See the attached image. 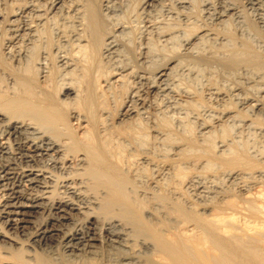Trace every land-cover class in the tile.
<instances>
[{"label": "bare ground", "instance_id": "obj_1", "mask_svg": "<svg viewBox=\"0 0 264 264\" xmlns=\"http://www.w3.org/2000/svg\"><path fill=\"white\" fill-rule=\"evenodd\" d=\"M11 1L0 264H264V0Z\"/></svg>", "mask_w": 264, "mask_h": 264}, {"label": "rangeland", "instance_id": "obj_2", "mask_svg": "<svg viewBox=\"0 0 264 264\" xmlns=\"http://www.w3.org/2000/svg\"><path fill=\"white\" fill-rule=\"evenodd\" d=\"M5 2H1L0 3V10H1V12H4V14H6V15H9L10 13H12L13 11L12 10H14V9H17L18 8V6L21 4V2L22 1H18V2H12L11 0H4ZM143 1L144 0H118V4H119V8L121 7V10H122V12H119L121 15H123V14H126V16H127V13H128V16L126 17V20H129L130 19V13H131V15H137L138 16V14H140V12H141V5H142V3H143ZM241 0H239V2H240ZM12 2V3H11ZM170 2V1H169ZM171 3V2H170ZM14 4V5H13ZM172 4V3H171ZM42 5L43 6H45L44 8L46 9V8H48L49 6H50V2H49V0H46V1H43L42 2ZM201 5H202V3H201ZM200 8H201V6H200ZM4 10V11H3ZM9 10V11H8ZM197 10H199V8H197ZM124 11V12H123ZM7 12V13H6ZM123 13V14H122ZM139 16H141V14L139 15ZM138 16V17H139ZM60 24H62V22H63V20H61V21H58ZM137 22H135V23H132L131 25H133L134 26V24L136 25V27H139L140 25V23L138 22L137 24H138V26H137V24H136ZM138 32V30L135 32V33H137ZM45 34V35H44ZM138 35V34H137ZM43 36H45L46 37V32L44 33V31H43ZM4 41V40H3ZM1 46H3V45H1ZM52 62V63H51ZM50 64H52V65H54V58L52 57V58H50ZM233 81V80H232ZM3 86H1L0 88H6L5 86H7L8 85V83H7V81H5V82H3V84H2ZM263 85H264V83H263ZM9 86V85H8ZM203 94H205V93H203ZM213 101V100H212ZM212 101H209L208 103H210L209 105H212V106H215V102L213 101V103H212ZM233 108H236L237 109V107L234 105L233 106ZM246 115V114H245ZM261 117V116H260ZM263 118V117H262ZM262 118H261V120H262ZM264 120V119H263ZM176 125L173 123V126H172V129H178L177 127H175ZM193 133H194V130H193ZM256 139H258V142H259V144L261 143V138H256ZM264 148V147H263ZM262 148V149H263ZM262 149H260L259 148V150H258V153L260 154V153H262V154H264V150H262ZM259 154H256V156H260ZM264 168V163L263 164H261V168ZM194 173L193 174H202L203 175V178H202V181H198V182H193L192 183V185H190V184H186V183H183V185H182V188H183V190H184V192H186L187 193V196L188 195H190V196H188V198L192 201V200H194L193 202L194 203H199V204H205L206 203V205L208 204H210V203H215V202H218L219 201V198L217 197V198H214V199H212L211 197H207V195L205 196L204 195V193H200V190H199V187L202 185L206 190H209V191H211L212 189H213V187L214 186H216V187H218L219 186V189H222V186H223V188H225V189H222L223 190V193H225V192H229V193H233L234 195H237L238 194V186H240L241 184H244V180L242 181H233V180H229V179H227L226 180V178H224V176H222L219 172L218 173H216V174H214V177L211 175V173H209V175L207 174V173H205L204 171H202V170H199V169H196V170H194L193 171ZM196 172V173H195ZM201 172V173H200ZM192 174V173H191ZM190 174V175H191ZM192 174V175H193ZM189 175V176H190ZM208 176V177H207ZM220 176V177H219ZM211 177V178H210ZM218 178V180L216 179V178ZM205 178V179H204ZM209 178V179H208ZM212 178H215V179H212ZM222 178V179H221ZM189 178H187V180H188ZM221 179V180H220ZM224 179V180H223ZM204 180V181H203ZM246 181V183L247 182H249L251 179H245ZM262 180L263 179H261L260 180V184L259 185H257V187L256 188H262V187H260V185L262 184V186L264 187V180H263V182H262ZM215 181V182H214ZM186 182V181H185ZM203 182V183H202ZM211 182V183H210ZM240 182H241V184H240ZM262 182V183H261ZM202 183V184H201ZM214 183V186L213 185H211L210 186V184H213ZM217 183V184H216ZM250 183V182H249ZM201 184V185H200ZM234 184H236V186L234 185ZM248 184V183H247ZM197 185H199V186H197ZM228 185V186H227ZM207 186V187H206ZM213 186V187H212ZM194 189H192V188ZM198 187V188H197ZM229 187V188H228ZM232 187V188H231ZM235 187V188H234ZM230 188H231V190H230ZM201 189H203V188H201ZM227 189V190H226ZM229 189V190H228ZM253 189V190H252ZM236 190V191H235ZM256 189L255 188H251L250 189V192L252 191H255ZM194 192V193H192V192ZM251 192V193H252ZM196 196H198L197 197V199L195 198V195ZM201 194V195H200ZM192 196V197H191ZM202 196V197H201ZM237 196H239V194L237 195ZM241 196V195H240ZM239 196V197H240ZM1 197H3V192L1 191V189H0V200L2 199ZM217 200V201H216ZM209 201H210V203H209ZM211 205V204H210ZM198 209V208H197ZM199 210V209H198ZM199 211H201V210H199ZM247 212H242L241 214H242V216L244 215V214H246ZM211 214V211H207V213H206V215H210ZM140 247V249H141V251H143L142 252V255L143 256H150L151 254H152V252H153V248H152V246H150V247H148V248H143L142 246H139ZM146 250V251H145ZM152 251V252H151ZM149 253V254H148ZM146 254V255H145ZM148 254V255H147Z\"/></svg>", "mask_w": 264, "mask_h": 264}]
</instances>
